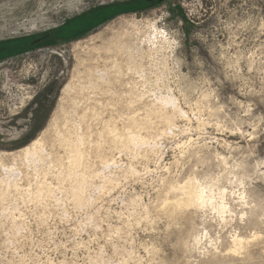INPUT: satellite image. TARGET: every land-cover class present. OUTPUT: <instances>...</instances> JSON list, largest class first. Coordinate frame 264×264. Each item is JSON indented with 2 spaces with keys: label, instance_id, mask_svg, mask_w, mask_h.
Listing matches in <instances>:
<instances>
[{
  "label": "rangeland",
  "instance_id": "rangeland-1",
  "mask_svg": "<svg viewBox=\"0 0 264 264\" xmlns=\"http://www.w3.org/2000/svg\"><path fill=\"white\" fill-rule=\"evenodd\" d=\"M144 2L0 0V264H264V0ZM190 183L225 208L182 205Z\"/></svg>",
  "mask_w": 264,
  "mask_h": 264
},
{
  "label": "bare ground",
  "instance_id": "bare-ground-1",
  "mask_svg": "<svg viewBox=\"0 0 264 264\" xmlns=\"http://www.w3.org/2000/svg\"><path fill=\"white\" fill-rule=\"evenodd\" d=\"M136 22V21H135ZM158 31V30H157ZM160 35V34H159ZM163 36V35H162ZM152 37V36H151ZM135 38V37H134ZM165 42V41H164ZM155 46V45H154ZM88 69V68H87ZM115 70V69H114ZM75 71V70H74ZM80 71V70H79ZM89 71V70H88ZM118 71V70H117ZM141 71V70H140ZM78 72V71H77ZM80 72H78V74H79ZM89 73V72H88ZM85 74V73H84ZM88 76H89V74H88ZM91 78V77H90ZM98 78L99 79H102V75L101 74H98ZM70 80V79H69ZM80 80H81V78H80ZM83 81V80H82ZM78 82V81H77ZM85 82L87 83L88 81H86L85 80ZM85 83V84H86ZM88 83H90V82H88ZM74 85H75V83H74ZM73 85V86H74ZM80 85V84H79ZM93 85V84H92ZM76 86V85H75ZM76 88V87H75ZM81 88H84V85H82L81 86ZM88 88V87H87ZM70 89H72V84H70V83H67L65 86H64V89H62V90H70ZM90 89V88H89ZM88 89V90H89ZM81 90H84V89H81ZM91 90V89H90ZM79 91V90H78ZM86 92V91H85ZM87 93V92H86ZM168 94V93H167ZM85 95H87L88 96V93L87 94H85ZM89 95H91V94H89ZM161 95V94H160ZM69 97V96H68ZM74 97V96H73ZM86 97V96H85ZM83 98V97H82ZM60 99V98H59ZM62 99V98H61ZM60 99V100H61ZM89 99V98H88ZM73 100H75V98H73L72 99V102H75V101H73ZM79 100H83V99H79ZM90 100V99H89ZM92 100H94V99H92ZM158 100L163 104V106L164 105H168V106H171V108H173L174 110H177L179 113H181L182 114V111H181V109L176 105V102L174 101V99L173 98H171V97H169V96H164V97H159L158 98ZM68 101V100H67ZM84 101V100H83ZM87 101V100H86ZM64 102H66L65 100H64ZM69 102V101H68ZM61 103V102H60ZM76 103V102H75ZM73 104V103H72ZM72 104H71V106H72ZM83 104L85 105V103L83 102ZM83 104H82V106H83ZM158 105V104H157ZM61 106V105H60ZM65 106H66V104H65ZM68 106V105H67ZM86 106H89V108H90V104L89 105H86ZM160 106V105H159ZM78 105H77V103H76V105L75 104H73V106H72V110H70V113H74L75 115L74 116H77V118H78V116H79V112L77 111V109H78ZM84 107V106H83ZM93 107V106H92ZM64 108V107H63ZM67 108V107H66ZM80 108V107H79ZM152 108V107H151ZM159 108V107H158ZM92 109V108H91ZM65 110V109H64ZM68 110V109H67ZM66 110V111H67ZM81 110V109H80ZM93 110V109H92ZM145 110V109H144ZM163 110V109H162ZM171 110L172 109H170V113H171ZM64 112V113H67V112H69V111H67V112ZM72 111V112H71ZM84 112L85 111H87V110H83ZM90 111V110H89ZM82 112V111H81ZM91 112V111H90ZM162 112V111H161ZM167 112V111H166ZM63 113V112H62ZM70 113H69V115H70ZM162 113H164V112H162ZM169 113V114H170ZM87 114V113H86ZM86 114H85V116H86ZM133 114V113H132ZM150 114V113H149ZM159 114L161 115V113L159 112ZM168 114V113H167ZM173 114V113H172ZM64 115V114H63ZM72 115V114H71ZM174 115V114H173ZM177 115H178V113H177ZM65 116H67V115H65ZM149 117H150V115H148ZM159 116V115H158ZM167 116V115H166ZM69 117H72V116H69ZM81 117V118H80ZM142 117V116H141ZM140 117V118H141ZM169 117V116H168ZM166 118V122H167V124H171L172 123V119L170 118V117H172L171 116V114H170V117L169 118ZM174 117V116H173ZM181 117V116H180ZM76 118V119H77ZM79 118H80V122H81V119L83 120L84 119V114H82V115H80L79 116ZM130 118H131V116H130ZM134 118H137V117H134ZM145 118H146V116H145ZM164 118V117H163ZM175 118V117H174ZM69 119H71V118H69ZM68 119V120H69ZM76 119H75V121H76ZM137 119H139V118H137ZM148 119V118H147ZM66 120V119H65ZM73 120V119H72ZM146 120V119H145ZM155 120V119H154ZM162 120H164V119H162ZM54 121V120H53ZM74 121V122H75ZM84 121V120H83ZM132 121V120H131ZM142 121H143V119H142ZM149 121V120H148ZM159 121V120H158ZM72 122V121H71ZM141 122V121H140ZM143 122H145V121H143ZM160 122H161V120H160ZM55 123V122H54ZM66 123H68V122H66ZM82 123V122H81ZM81 123H77V124H75V126H77V130H75L76 129V127L74 126V128H73V132L74 131H76L74 134H75V138L74 139H71V137L69 136V135H66L65 136V133L64 134H62V135H64V136H61V139H60V137H59V139L60 140H62V137H63V140L65 141V143H67V145L69 146V148H70V150H69V148H68V150H69V152L71 151V156H70V158L69 157H67L68 159H67V161L70 159V166L69 167H67L68 168V171L67 172H65L66 173V177L65 178H69V179H67L68 180V182H69V180L71 179L72 180V182H73V184L72 183H70V185L72 184V186H69L71 189V194H72V196H73V198H74V201H75V203H76V205L77 206H83L84 204H85V200H84V198H83V193H84V189H85V187H86V184L88 183V180L85 178V172L84 171H82V172H84V173H81L79 170V167L82 165L81 163H83V160H84V157H85V153H84V151H85V149H84V151H83V145L85 144V142H86V139H85V137L83 136V132H81L82 130H81V128H80V125H81ZM148 123H150V122H148ZM53 124V123H52ZM62 124H64V123H62ZM152 123H150L149 125H151ZM173 124H174V122H173ZM74 125V124H73ZM145 125H147V124H145ZM154 125V124H153ZM64 126V125H63ZM66 126V125H65ZM67 126H69V125H67ZM133 126H138V125H133ZM143 126V125H142ZM148 126V125H147ZM173 126V125H172ZM71 127V126H70ZM150 127V126H149ZM160 127V126H159ZM68 128V127H67ZM136 128V127H135ZM141 128V127H140ZM142 128H144V127H142ZM65 129V128H64ZM69 129V128H68ZM137 129H139V128H137ZM136 129V130H137ZM146 129V128H145ZM156 129V128H155ZM66 130V129H65ZM70 130H71V128H70ZM69 130V131H70ZM90 130V129H89ZM118 128L116 129H114L113 130V135H114V137H115V139L114 140H117V137H118ZM141 130V129H140ZM139 130V131H140ZM166 130H167V128H166ZM68 131V132H69ZM120 131V130H119ZM122 131V130H121ZM149 131V130H148ZM168 131V130H167ZM58 132V131H57ZM60 132V131H59ZM67 131H66V133H68ZM71 132H72V130H71ZM72 132V133H73ZM104 132V131H103ZM138 132V131H137ZM156 132V131H155ZM99 133H101V132H99ZM162 133V132H161ZM60 134V133H59ZM71 134V133H70ZM86 134V133H85ZM98 134V133H97ZM112 134V133H111ZM144 134V133H143ZM72 135V134H71ZM92 135V134H91ZM101 135V134H100ZM121 136H124V138H125V143H123L124 145L123 146H125V148L127 147H131L132 148V150L134 151V153L135 152H137V151H139L141 148H143V146L145 147L146 145H147V142H146V138H145V136H141L140 134H138V133H136L134 130H126L125 131V133L124 134H122ZM152 136V135H151ZM100 137H102V136H100ZM112 137V136H111ZM73 138V137H72ZM58 139V140H59ZM104 139V138H103ZM122 139V138H121ZM62 140V141H63ZM124 140V139H123ZM101 141V140H100ZM60 142V141H59ZM58 142V143H59ZM87 142H89V141H87ZM92 142V141H91ZM115 142H118V140L117 141H115ZM36 144H38V139H34L30 144H28V145H26L25 147H24V149H25V156H26V158L28 159V160H30V161H33V162H36L37 160H39V156H38V152H37V150H36ZM62 144V143H61ZM60 145V144H59ZM100 145V144H99ZM99 145H98V147H99ZM62 146V145H61ZM153 147V146H152ZM124 148V149H125ZM41 149H42V147H41ZM65 150H66V148H65ZM96 150V149H95ZM24 151V150H23ZM42 151V150H41ZM100 151V150H99ZM107 151V150H106ZM65 152H67V150L65 151ZM69 152H67V153H69ZM129 152V151H128ZM88 153V152H87ZM139 153V152H138ZM69 154H67V156H68ZM101 155V154H100ZM99 155V156H100ZM137 155V154H136ZM44 156V155H43ZM132 156H134V155H132ZM25 158V159H26ZM102 158V157H101ZM106 159V158H105ZM112 160V159H111ZM43 161V160H42ZM101 161V160H100ZM105 161V160H104ZM38 162V161H37ZM107 162V161H106ZM110 163H112V162H110ZM108 165V164H107ZM63 166V165H62ZM66 168V169H67ZM90 170V169H89ZM58 171H60V170H58ZM96 171V170H95ZM61 172H64V171H61ZM60 172V173H61ZM92 173V172H91ZM90 173V174H91ZM96 173V172H95ZM93 174V173H92ZM91 174V175H92ZM109 174V173H108ZM57 175H59V173L57 174ZM65 175V174H64ZM90 175V176H91ZM101 175V174H100ZM95 176H97V175H95ZM58 178L60 177V175L59 176H57ZM4 178V177H3ZM64 179V178H63ZM63 179H60V180H63ZM70 180V181H71ZM64 181V180H63ZM62 181V182H63ZM66 181V180H65ZM11 182V181H10ZM42 184V183H41ZM90 184V183H89ZM16 186V185H15ZM41 186V185H40ZM87 186H88V184H87ZM90 186V185H89ZM94 187V186H93ZM103 187V186H102ZM38 189V188H37ZM44 189V188H43ZM101 189V188H100ZM181 189H183V193H184V195L186 196L185 197V199H183L181 202H182V205H184V206H194V207H201V206H207V205H209V206H212L213 208H215L216 210H218V211H222L224 208H225V206L223 205V204H214L213 203V201H212V197L209 195V194H207L205 191H204V189L203 188H200V187H198L197 185H195V184H193V183H190V184H188V185H185V186H181ZM40 190V189H39ZM42 190V189H41ZM48 190V189H47ZM45 191V190H44ZM67 191H69V190H67ZM42 192V191H41ZM65 193V192H64ZM32 194V193H31ZM38 195V194H37ZM33 196V195H32ZM39 198V197H38ZM90 202V201H89ZM74 204V203H73ZM86 205V204H85ZM84 205V206H85ZM238 240L236 239V238H234V242L236 243Z\"/></svg>",
  "mask_w": 264,
  "mask_h": 264
},
{
  "label": "water",
  "instance_id": "water-1",
  "mask_svg": "<svg viewBox=\"0 0 264 264\" xmlns=\"http://www.w3.org/2000/svg\"><path fill=\"white\" fill-rule=\"evenodd\" d=\"M157 0H145L144 4H151V3H155ZM143 4V3H141ZM58 32V31H57ZM57 32L55 34H57ZM53 34L52 33H48L47 35L44 36V38H48L50 37L51 35ZM66 34H67V30H66ZM44 38H42L41 40H44Z\"/></svg>",
  "mask_w": 264,
  "mask_h": 264
},
{
  "label": "trees",
  "instance_id": "trees-1",
  "mask_svg": "<svg viewBox=\"0 0 264 264\" xmlns=\"http://www.w3.org/2000/svg\"><path fill=\"white\" fill-rule=\"evenodd\" d=\"M142 5H144V3H143ZM75 28H76V30H78L77 27H75V26H73V25H69L68 28H67V30H69V32H70V30L73 31ZM79 29H80V28H79Z\"/></svg>",
  "mask_w": 264,
  "mask_h": 264
}]
</instances>
